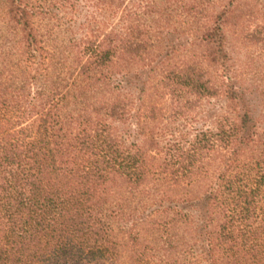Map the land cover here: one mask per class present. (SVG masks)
<instances>
[{"label": "trees", "instance_id": "obj_1", "mask_svg": "<svg viewBox=\"0 0 264 264\" xmlns=\"http://www.w3.org/2000/svg\"><path fill=\"white\" fill-rule=\"evenodd\" d=\"M95 2L3 3L0 264H264V0Z\"/></svg>", "mask_w": 264, "mask_h": 264}, {"label": "rangeland", "instance_id": "obj_2", "mask_svg": "<svg viewBox=\"0 0 264 264\" xmlns=\"http://www.w3.org/2000/svg\"><path fill=\"white\" fill-rule=\"evenodd\" d=\"M22 6L27 7L30 10H34L39 14V21L44 20L46 25L56 24H88L91 20L93 12L97 11L95 0H18ZM5 0H0V44L4 41L10 40L11 36L7 34L8 28L4 22V8L3 3ZM106 9L107 5L103 2ZM102 5V8H103ZM53 15H57V18H53ZM45 18L43 19V17ZM47 17V19H46ZM121 17V9L118 15L113 19V23H117ZM260 22V21H259ZM41 25L40 22H36ZM180 23V22H179ZM259 24V23H258ZM257 24L254 25L256 27ZM260 25V24H259ZM236 58V64L241 68L244 74L242 81L246 84L256 82L259 85V89L264 87V44H258L254 46H241L239 48ZM206 104V103H205ZM203 104V105H205ZM163 106H168L164 101ZM200 124V123H199ZM202 124L197 125L201 127Z\"/></svg>", "mask_w": 264, "mask_h": 264}]
</instances>
